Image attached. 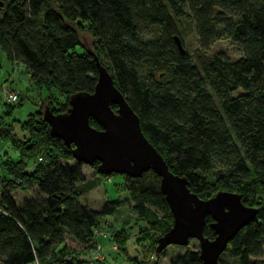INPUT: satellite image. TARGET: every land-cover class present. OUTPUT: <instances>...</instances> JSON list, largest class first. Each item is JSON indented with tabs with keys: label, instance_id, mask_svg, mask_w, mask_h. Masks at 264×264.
Listing matches in <instances>:
<instances>
[{
	"label": "trees",
	"instance_id": "16d2710c",
	"mask_svg": "<svg viewBox=\"0 0 264 264\" xmlns=\"http://www.w3.org/2000/svg\"><path fill=\"white\" fill-rule=\"evenodd\" d=\"M184 15L193 21L200 47L192 60L172 39ZM146 31L149 37L142 36ZM220 32L241 50L237 59L202 54ZM0 50L7 61L22 65L32 83L56 87L64 98L56 107L49 98L39 103L22 124L29 138L17 145L16 161L4 164L0 264H84L87 257H71L65 239L94 247L101 217L119 205L107 200L93 210L76 201L83 164L41 116L43 107L61 113L69 95L92 91L93 55L136 114L145 138L171 172L185 177L191 192L200 198L236 192L244 205L256 207L224 252L237 264H264L252 259L261 256L264 244V0H0ZM141 62L155 65L151 83L139 77ZM96 165L88 166L99 174ZM122 175L125 204L145 222L135 242H148L157 255L156 238L172 223L158 177L151 170L136 178ZM27 188L35 195L16 202L12 191ZM210 221L205 215L202 233L208 238ZM197 263V250H185L169 264Z\"/></svg>",
	"mask_w": 264,
	"mask_h": 264
},
{
	"label": "water",
	"instance_id": "95a60500",
	"mask_svg": "<svg viewBox=\"0 0 264 264\" xmlns=\"http://www.w3.org/2000/svg\"><path fill=\"white\" fill-rule=\"evenodd\" d=\"M177 50L183 52L180 39L173 35ZM96 80L91 92L68 96L64 112L42 109V119L50 133L60 138L76 162L90 165L97 161L99 174H124L131 178L151 170L167 203L172 223L156 238L154 253L167 245L184 246L188 239L198 242L197 264H219L218 257L227 242L256 214V207L244 205L236 192L218 190L200 198L187 187L184 176L171 172L165 160L143 135L138 118L125 97L113 84L108 70L93 55ZM116 106L113 110L110 105ZM91 118L99 128L89 124ZM205 215L211 219L213 236L203 235Z\"/></svg>",
	"mask_w": 264,
	"mask_h": 264
},
{
	"label": "rangeland",
	"instance_id": "374dc122",
	"mask_svg": "<svg viewBox=\"0 0 264 264\" xmlns=\"http://www.w3.org/2000/svg\"><path fill=\"white\" fill-rule=\"evenodd\" d=\"M177 29L181 45L192 60L194 52L200 49L193 21L189 16L184 15L181 17ZM142 36L149 37L150 35L146 31ZM81 50L80 47H76V52L79 53ZM201 52L204 56L219 54L228 61H233L242 55L237 44L229 39L225 32H220ZM0 64V85L6 83V86L13 89L17 95L14 103H5L0 88V179H2L7 177L5 162L16 161L17 145L29 138V131L23 128L22 124L34 114L40 102L42 103L49 98L51 106L56 107L64 98L56 87L47 89L32 83L21 64L14 63V71L12 72L3 67V65L7 66L8 64L5 63V57L1 50ZM154 66L148 62H141L138 71L140 79L146 83H151L154 79V74H152ZM59 162L70 166L75 163L73 159H60ZM222 162L223 160L217 161L215 167L223 165ZM83 166L81 171L83 180L76 183L75 191L81 193L77 196L76 201L93 210H98L107 200L119 202L118 207L111 214L102 216L97 225V229L105 234L104 237H97L104 253V259L99 264H136L135 259L140 258H144V264H169L171 259L177 254H183L185 250H198V242L195 239H188L187 245L184 246L167 245L157 255L152 253L148 242L140 240L136 243L134 237L139 228L145 227V222L137 219L134 212L125 204L128 192L124 188V176L116 173L99 175L88 165L83 164ZM12 195L16 202H20L23 198L35 195V190L34 188L14 189ZM252 196L257 197L258 194L253 193ZM121 239L122 244L119 248V240ZM65 243L71 252L69 253L70 256L77 255L80 258L88 257L93 248V243L84 248L73 239H65ZM111 245H114L115 248L112 249ZM223 252L220 254L219 264H237L235 258ZM252 259L264 261V244L262 245L261 256ZM93 263L94 261L88 264Z\"/></svg>",
	"mask_w": 264,
	"mask_h": 264
},
{
	"label": "built area",
	"instance_id": "2783aa9c",
	"mask_svg": "<svg viewBox=\"0 0 264 264\" xmlns=\"http://www.w3.org/2000/svg\"><path fill=\"white\" fill-rule=\"evenodd\" d=\"M1 88V92H2V98L4 100V102H9V103H14L17 99V95L15 93V91L13 89H11L10 87L6 86V83H2L0 85ZM94 233L96 234V236L100 235L102 237H104V233L101 231H97L95 230ZM111 248L114 249L115 246L111 245ZM103 257L102 252H101V247H100V243L98 241H94V247L92 249V251L90 252L89 256L87 257V261L84 264H88V263H92V261L94 260H99Z\"/></svg>",
	"mask_w": 264,
	"mask_h": 264
},
{
	"label": "crops",
	"instance_id": "0c3cea01",
	"mask_svg": "<svg viewBox=\"0 0 264 264\" xmlns=\"http://www.w3.org/2000/svg\"><path fill=\"white\" fill-rule=\"evenodd\" d=\"M5 63L8 64V65H7V66H6V65H3V67L10 69V72L14 71V70H13V65H14L15 62H9V61H7V60L5 59ZM16 64H19V63H16ZM16 64H15V65H16ZM0 67H1V64H0ZM27 75H28V73H27ZM83 167H84V166L82 165V166H81V171H82V168H83Z\"/></svg>",
	"mask_w": 264,
	"mask_h": 264
}]
</instances>
